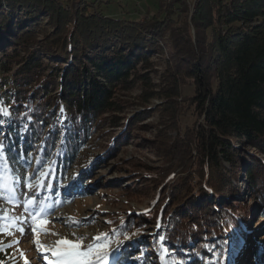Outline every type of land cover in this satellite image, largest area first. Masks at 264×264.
<instances>
[{
	"label": "trees",
	"instance_id": "16d2710c",
	"mask_svg": "<svg viewBox=\"0 0 264 264\" xmlns=\"http://www.w3.org/2000/svg\"><path fill=\"white\" fill-rule=\"evenodd\" d=\"M111 2L0 0V176L33 165L53 189L105 128L119 133L103 157L116 154L151 116H122L118 95L141 84L140 106L161 102L147 111L155 139L138 145L156 166L130 191L151 193L139 226L156 233L120 249L123 264H234L249 218L264 219V0H154L137 20L104 14ZM154 57L165 58L153 78Z\"/></svg>",
	"mask_w": 264,
	"mask_h": 264
},
{
	"label": "rangeland",
	"instance_id": "374dc122",
	"mask_svg": "<svg viewBox=\"0 0 264 264\" xmlns=\"http://www.w3.org/2000/svg\"><path fill=\"white\" fill-rule=\"evenodd\" d=\"M153 2L112 0L103 12L110 17L137 20L148 7L152 9ZM164 49L167 53V41H164ZM164 58H152V69L156 73L151 74L153 78L163 70ZM153 82L156 83L155 80ZM142 91L143 86L136 84L131 91L118 95L126 107L122 114L125 118L141 112L151 116L133 126L129 144L121 147L116 154L103 157L112 138L119 133L118 129L107 132L109 130L105 128L67 166L65 174L55 180L53 189H50L47 181H39L32 175L33 165L10 179L5 180L0 176L2 264H58L60 257L54 255L58 250L68 255L74 251L88 252L89 246H94L92 253L79 259L95 261L98 255L110 254L118 248L147 241L155 235V227L150 222L143 228L139 226L142 217L151 208V193L133 195L130 191L145 175L143 167L156 166L155 156L149 149L140 146L145 147L147 141L155 139L159 116L156 112L147 111L158 107L161 102L153 99L146 106H140ZM193 121L194 118L188 115L182 119L181 125L190 126ZM246 151L254 153L251 149ZM241 158L245 159V154H241ZM132 165L140 169L133 172ZM225 168L230 170L229 165H225ZM231 186L240 191L243 188L236 178H231ZM79 190L84 196L77 194ZM244 196L241 200H244ZM131 220L135 227L125 237L106 239L123 221ZM43 221L47 223L41 226ZM33 228L36 230L33 231ZM246 232L247 240L234 264H264V219L254 212L249 218ZM103 236L106 240H102ZM62 241L67 243L63 244ZM74 245L79 247L74 248ZM135 253V257H139L138 251ZM44 256H47L46 260L42 258Z\"/></svg>",
	"mask_w": 264,
	"mask_h": 264
},
{
	"label": "snow or ice",
	"instance_id": "6c2138e0",
	"mask_svg": "<svg viewBox=\"0 0 264 264\" xmlns=\"http://www.w3.org/2000/svg\"><path fill=\"white\" fill-rule=\"evenodd\" d=\"M2 111V110H0ZM3 152H4V146L2 143H0V159H6L3 156ZM35 223V221H34ZM46 221L41 222V226H43V224H46ZM21 232H23V229H20ZM36 229L33 228V231H35ZM98 239V238H97ZM165 238L163 236L160 237V240L163 241ZM61 243L66 244L67 241H62ZM236 243L238 246H240L243 241L240 237H236ZM74 248L79 247V245H74ZM94 246H89V250L88 252H72L71 254L68 255H64L63 253H61L59 250L54 253V255H57L60 257L58 264H93V261H88V260H81L79 259L80 257H87L88 255H90L93 251ZM43 259H47V256L42 257ZM0 264H2V262H0ZM95 264H123L122 261V257H121V251L118 248L115 251H112L110 254L105 253L103 255H98L95 258Z\"/></svg>",
	"mask_w": 264,
	"mask_h": 264
}]
</instances>
